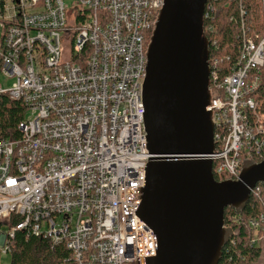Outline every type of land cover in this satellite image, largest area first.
Returning <instances> with one entry per match:
<instances>
[{"label": "built area", "instance_id": "built-area-1", "mask_svg": "<svg viewBox=\"0 0 264 264\" xmlns=\"http://www.w3.org/2000/svg\"><path fill=\"white\" fill-rule=\"evenodd\" d=\"M7 2L0 4V98L25 110L16 137H4L0 123L1 254L22 232L63 244L67 264H135L155 256L153 230L135 211L149 154L146 51L163 0ZM213 13L207 0L204 21ZM244 15L240 8L232 65L216 55L208 60L212 172L219 181L237 180L244 161L264 157V34L249 35ZM250 196L261 207L248 221L250 245L262 251L264 185Z\"/></svg>", "mask_w": 264, "mask_h": 264}, {"label": "water", "instance_id": "water-1", "mask_svg": "<svg viewBox=\"0 0 264 264\" xmlns=\"http://www.w3.org/2000/svg\"><path fill=\"white\" fill-rule=\"evenodd\" d=\"M207 0H163L142 84L148 159L135 214L153 230L155 256L135 264H218L233 233L224 211L240 213L264 185V157L244 161L237 180L212 172Z\"/></svg>", "mask_w": 264, "mask_h": 264}, {"label": "trees", "instance_id": "trees-1", "mask_svg": "<svg viewBox=\"0 0 264 264\" xmlns=\"http://www.w3.org/2000/svg\"><path fill=\"white\" fill-rule=\"evenodd\" d=\"M213 3L212 19L204 21V26H212L205 34L210 42L209 56L223 58L221 63L228 68L236 60L240 46V8L245 15L244 23L248 34L257 37L264 34V0H208ZM214 43V44H213ZM226 57H229L226 60ZM228 72L225 71L224 74ZM24 106L18 100H11L6 95L0 98V123L4 137L18 135L17 123L24 116ZM262 158H254L259 162ZM259 201L250 196L245 208L236 213L232 208L224 211V226L230 228L233 235L222 249L218 264H264L260 262L261 250L250 245L252 231L248 221L260 212ZM9 261L4 264H67L69 252L63 244L52 246L42 237L24 236L17 232L8 243ZM0 252V257H1ZM0 264L1 261H0Z\"/></svg>", "mask_w": 264, "mask_h": 264}, {"label": "rangeland", "instance_id": "rangeland-1", "mask_svg": "<svg viewBox=\"0 0 264 264\" xmlns=\"http://www.w3.org/2000/svg\"><path fill=\"white\" fill-rule=\"evenodd\" d=\"M2 2L4 3V5H6L8 2L7 0H0V4H2ZM3 81V77L0 78V82ZM12 79L8 80L6 83V87L9 86L12 83ZM0 261L2 264L7 263L9 261V256L8 255H1L0 257ZM260 262H264V250L261 251V259Z\"/></svg>", "mask_w": 264, "mask_h": 264}, {"label": "flooded vegetation", "instance_id": "flooded-vegetation-1", "mask_svg": "<svg viewBox=\"0 0 264 264\" xmlns=\"http://www.w3.org/2000/svg\"><path fill=\"white\" fill-rule=\"evenodd\" d=\"M257 163V162H256Z\"/></svg>", "mask_w": 264, "mask_h": 264}]
</instances>
